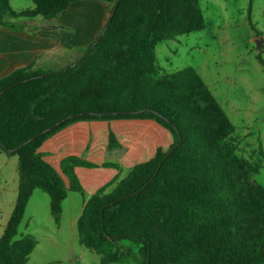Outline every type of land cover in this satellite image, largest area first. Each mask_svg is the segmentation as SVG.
<instances>
[{
  "label": "trees",
  "instance_id": "trees-1",
  "mask_svg": "<svg viewBox=\"0 0 264 264\" xmlns=\"http://www.w3.org/2000/svg\"><path fill=\"white\" fill-rule=\"evenodd\" d=\"M1 1L3 23L55 19L79 0H34L36 9L20 13ZM100 1L109 20L76 66L29 67L0 80V153L19 160L0 264H26L37 245L31 235L18 238L35 190L50 196L60 222L68 189L43 160L42 144L73 122L114 119L156 120L175 141L112 193L102 189L87 202L78 221L82 246L101 264L123 263L115 250L120 241L131 242L141 264H264V188L251 182L259 166L235 153V126L194 68L160 76L156 66L157 45L205 29L199 0ZM72 164L88 163L69 158L63 167L70 190L82 193Z\"/></svg>",
  "mask_w": 264,
  "mask_h": 264
},
{
  "label": "rangeland",
  "instance_id": "rangeland-1",
  "mask_svg": "<svg viewBox=\"0 0 264 264\" xmlns=\"http://www.w3.org/2000/svg\"><path fill=\"white\" fill-rule=\"evenodd\" d=\"M199 3L205 29L159 45L155 50L158 73L163 76L189 67L197 71L235 126L231 138L235 153L259 166L251 182L264 188V0H199ZM108 10L110 13L109 7ZM258 38L263 39L260 49ZM82 54L83 49H72L57 55L48 67L66 68ZM127 174L125 171L122 176ZM18 179V157L1 152L0 224L14 209ZM70 195L72 198L63 204L61 230L57 231L50 196L36 190L30 198L25 219H32L41 244L26 264H101L100 257L76 239L72 221L82 214L79 210L83 198L76 193ZM115 250L124 259L118 264L142 263L131 242L120 241Z\"/></svg>",
  "mask_w": 264,
  "mask_h": 264
},
{
  "label": "crops",
  "instance_id": "crops-1",
  "mask_svg": "<svg viewBox=\"0 0 264 264\" xmlns=\"http://www.w3.org/2000/svg\"><path fill=\"white\" fill-rule=\"evenodd\" d=\"M9 2L11 9L16 13L36 9L34 0ZM6 11L7 8L0 0V18ZM109 17L108 6L103 1L79 0L55 19L34 17L3 20L6 25L0 23V80L29 67L35 70L48 67L56 61L57 55L88 47L102 33ZM178 38L170 41H176ZM157 68L160 69L158 66ZM111 136H114L116 141L114 147L111 145ZM174 141L172 132L153 119L79 120L51 135L42 144L39 153L43 160L61 175L68 189L67 198L62 203V212L63 204L72 198L70 194L76 193L83 198L79 210L83 213L87 202L97 192L105 189V194L112 193L135 167L152 160L159 150L167 152ZM69 158L88 163L72 164L82 193L70 190L71 182L63 168ZM125 171L128 173L126 177L122 176ZM75 200L73 199V202ZM13 210L6 214L4 223L0 224V238ZM81 215L72 221L73 232L75 230L79 243L78 221ZM32 225V219H25L24 216L18 235V238L32 235L37 240L31 256L41 244L37 230ZM61 225L62 218L59 223H55V231L61 230ZM20 228H23L22 231ZM48 230L51 232L50 227Z\"/></svg>",
  "mask_w": 264,
  "mask_h": 264
},
{
  "label": "water",
  "instance_id": "water-1",
  "mask_svg": "<svg viewBox=\"0 0 264 264\" xmlns=\"http://www.w3.org/2000/svg\"><path fill=\"white\" fill-rule=\"evenodd\" d=\"M116 8H117V6L115 7V10H116ZM115 10L113 11V13H112V15H114V13H115ZM102 36H103V34L94 42V44L91 46V48L87 51V53L90 51V50H92L93 48H94V46H96V44L99 42V40L102 38ZM256 42H257V48L258 49H260V48H262L263 47V39H261V38H258L257 40H256ZM87 53H85V55L87 54ZM85 55H83V58L85 57ZM74 66H76V63L75 64H73L72 66H71V68L72 67H74ZM55 126V125H54ZM33 139H31L30 141H32Z\"/></svg>",
  "mask_w": 264,
  "mask_h": 264
}]
</instances>
